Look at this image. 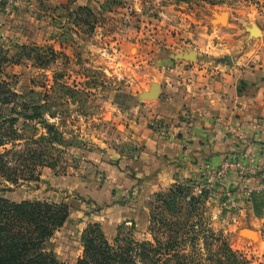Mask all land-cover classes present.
Instances as JSON below:
<instances>
[{
    "label": "rangeland",
    "instance_id": "rangeland-1",
    "mask_svg": "<svg viewBox=\"0 0 264 264\" xmlns=\"http://www.w3.org/2000/svg\"><path fill=\"white\" fill-rule=\"evenodd\" d=\"M253 24L264 28V0H222L216 6L193 0H15L10 7L0 0V50L9 60L3 72L16 77L14 89L41 92L37 85H52L59 75L63 87L77 93L61 96L59 169H44L39 183L1 182L0 198L70 207L68 222L51 242L64 264H77L82 233L92 224L110 240L119 227H134L136 239H148L154 195L169 187L142 193L133 170L118 167L141 149L134 128L143 124L161 132L165 126L153 105L165 95L176 65L206 68L237 59L251 40L262 39L250 35ZM36 48L53 49L55 62L38 68ZM190 53L195 58L184 56ZM212 175L204 168L185 180L195 192L204 190L205 216L215 232L250 264H264V176L231 183Z\"/></svg>",
    "mask_w": 264,
    "mask_h": 264
},
{
    "label": "trees",
    "instance_id": "trees-1",
    "mask_svg": "<svg viewBox=\"0 0 264 264\" xmlns=\"http://www.w3.org/2000/svg\"><path fill=\"white\" fill-rule=\"evenodd\" d=\"M193 1L211 6L222 2ZM80 11L93 15L87 9ZM35 51L40 69L56 60L53 49ZM8 63L0 50V186L5 182L18 187L41 182L46 168L59 169L61 96L74 98L77 93L63 87L59 75H54L52 85H37L41 92H18L16 77L3 72ZM190 184L191 180L177 182L154 195L148 239H136L134 227L127 232L119 227L110 240L100 225H89L82 233L83 253L77 264H250L215 232L205 216L204 190L195 192ZM69 214L70 207L64 203L0 198V264H64L52 251L51 242Z\"/></svg>",
    "mask_w": 264,
    "mask_h": 264
},
{
    "label": "crops",
    "instance_id": "crops-1",
    "mask_svg": "<svg viewBox=\"0 0 264 264\" xmlns=\"http://www.w3.org/2000/svg\"><path fill=\"white\" fill-rule=\"evenodd\" d=\"M259 32L262 39L247 46L251 57L243 53L206 68H190L185 61L176 65L165 95L153 105L164 131L135 127L132 137L141 149L118 165L133 170L140 192L154 194L204 168L214 171L225 161L245 162L252 153L258 171L251 176L229 171L226 182L264 176V131L259 126L264 121V28ZM95 159L105 165L101 155L95 153Z\"/></svg>",
    "mask_w": 264,
    "mask_h": 264
},
{
    "label": "built area",
    "instance_id": "built-area-1",
    "mask_svg": "<svg viewBox=\"0 0 264 264\" xmlns=\"http://www.w3.org/2000/svg\"><path fill=\"white\" fill-rule=\"evenodd\" d=\"M6 1L9 2V7H10V5H12V3L15 0H6ZM259 126H261L264 131V121L260 122ZM256 158H257L256 155L252 153L250 156H248L245 162L225 161L219 169L213 171L212 176L225 178L226 175L229 173V171L232 170H236L239 174L243 176H251L252 174L258 171V166H256Z\"/></svg>",
    "mask_w": 264,
    "mask_h": 264
},
{
    "label": "water",
    "instance_id": "water-1",
    "mask_svg": "<svg viewBox=\"0 0 264 264\" xmlns=\"http://www.w3.org/2000/svg\"><path fill=\"white\" fill-rule=\"evenodd\" d=\"M221 18L225 20L226 19V16L225 15H222ZM257 31L259 32V28L256 25L253 24L252 25V28L249 30V33H250L251 36H260L261 34H257ZM184 56L185 57H190V58H195V54H193V53H190V54L184 55ZM153 93L156 94L157 93V90H154ZM247 231H249V230H246L245 232H247ZM249 232H251V231H249Z\"/></svg>",
    "mask_w": 264,
    "mask_h": 264
},
{
    "label": "bare ground",
    "instance_id": "bare-ground-1",
    "mask_svg": "<svg viewBox=\"0 0 264 264\" xmlns=\"http://www.w3.org/2000/svg\"><path fill=\"white\" fill-rule=\"evenodd\" d=\"M257 34H260V32L257 31Z\"/></svg>",
    "mask_w": 264,
    "mask_h": 264
}]
</instances>
